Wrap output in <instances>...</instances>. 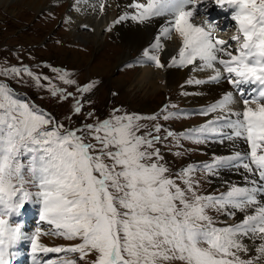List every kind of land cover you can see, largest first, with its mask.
<instances>
[{
  "label": "snow or ice",
  "instance_id": "snow-or-ice-1",
  "mask_svg": "<svg viewBox=\"0 0 264 264\" xmlns=\"http://www.w3.org/2000/svg\"><path fill=\"white\" fill-rule=\"evenodd\" d=\"M98 3L104 14L107 0ZM213 4L231 11L237 33L231 43L214 35L211 19L194 22L207 15L205 0H132V11L106 29L126 21L149 26L163 18L136 64L189 67L207 73L189 84L231 85L233 91L200 113L207 117L203 124L182 132L168 126L181 113L167 104L151 116L113 108L101 117L91 107L96 81L80 86L67 72H57L59 82L74 88L69 91L27 66L0 64V264H14L23 242L30 244L32 264H81L93 254L92 264H264V0ZM173 35L180 47L162 63L161 38ZM25 75L69 104L63 119L5 82H22ZM245 86H255L254 94L247 96ZM185 141L229 142L233 150L175 169L167 155L182 159ZM223 170L242 171L244 183L203 193L196 174L212 177ZM31 203L40 207L50 231L22 230L18 217ZM42 235L75 243L46 246ZM49 253L64 255L41 258Z\"/></svg>",
  "mask_w": 264,
  "mask_h": 264
},
{
  "label": "rangeland",
  "instance_id": "rangeland-1",
  "mask_svg": "<svg viewBox=\"0 0 264 264\" xmlns=\"http://www.w3.org/2000/svg\"><path fill=\"white\" fill-rule=\"evenodd\" d=\"M59 3L55 2L54 8L45 9L43 12L31 11L26 6L16 5V16L0 8V64L18 67L27 66L32 69L34 74L50 77L52 82L60 87L68 86L63 85L56 79L57 72H67L70 78L77 81L80 86L90 80L96 81L97 87L94 90V95H92L91 107L101 117H106L113 108L141 116H151L161 113L163 106L166 104L169 106V111L180 109L178 113H181V106L185 104L180 100L181 94L176 93V89L169 92L161 91L159 94L151 95L148 98L141 95L139 90L124 93L126 89L121 88L119 80L126 81V86V83L132 81L139 68H133L132 63L124 65L131 58L122 63L118 62V57L123 52L121 50L122 42L114 31L116 26L108 33L109 36L105 45L96 50L91 44L78 42L72 36L70 26L62 21L69 4L67 2L64 4ZM152 24H154V21ZM76 54L80 59L83 58L82 65L78 66L77 61H69L77 57ZM161 60L167 63L164 54L161 56ZM53 69L57 71H53ZM93 69H96L95 73L92 72ZM100 70L109 72L106 75H101L98 73ZM5 82L9 83L21 98L34 102L42 109L51 112L58 119H63L64 114L68 111V103L52 98L46 90L36 87L27 75L23 77L22 82L16 80ZM68 90L73 91L74 88L68 87ZM172 105H175V107L173 108ZM203 122H205V119ZM203 122L199 116L188 115L186 118L185 114L181 113L178 118L167 122V124L174 131L182 132L190 128V125L198 127ZM141 123L150 125L152 121H142ZM184 145L188 151L182 159H177L171 154L167 155V159L175 169L183 168L187 164L198 161V159L209 160L213 158L206 150L208 144H195L185 141ZM228 171L232 172L233 170ZM195 178L200 180V190L205 194L224 191L223 187H213V183L205 174L198 173ZM233 183L237 184L233 180L229 184ZM19 217L23 221L26 215H20ZM34 217L31 213L26 223L33 221ZM38 221L40 222V220ZM35 222L37 223V221ZM39 222L37 227L41 225ZM44 232L46 231L44 230ZM47 236L50 237V235ZM42 238L47 240L44 235L41 236ZM54 241L59 242L60 240L55 237ZM54 241L48 242V244L54 246L56 245ZM61 242L71 244V242L63 239ZM67 244L60 243L61 246H68ZM57 256V254H54L50 259H55ZM94 257L95 254L87 257L81 264H92Z\"/></svg>",
  "mask_w": 264,
  "mask_h": 264
},
{
  "label": "bare ground",
  "instance_id": "bare-ground-1",
  "mask_svg": "<svg viewBox=\"0 0 264 264\" xmlns=\"http://www.w3.org/2000/svg\"><path fill=\"white\" fill-rule=\"evenodd\" d=\"M210 1L211 0H205L209 6ZM55 2H60L61 4L66 2L68 4L70 3L68 10L62 17V21L70 26V33L76 40H78V42L85 43L87 45L89 43L96 50L105 45L109 36L108 33L106 35L105 32L110 23L114 21L122 12L132 11V9L127 7L132 0H107L108 6L106 7L104 14H100L99 12L98 0H80L79 4H77V0H0V8L16 16V5L26 6L27 9H30L31 11L43 12L45 9L48 10L49 8H54ZM142 2H144V0H142ZM93 5H95V9H93ZM214 9L215 8H210L207 11V15H198L194 18V22L198 25H205L206 21L211 19L208 14L213 12ZM227 11L231 15V11ZM216 18L220 17L216 16ZM162 23L163 18L154 20V24L149 26H140L132 21L117 24L114 31L122 42L121 50L123 52L122 55L118 57V62L120 61L122 63L134 56L140 55L141 50L153 42V39L160 30ZM84 25H87V28H85ZM223 32V27L215 25L214 35L231 43L232 36H226ZM161 40L164 44V50L162 52L168 62L169 58L172 56L171 53L178 52L181 42L175 35L172 36L171 40H166L164 38H161ZM69 61H77L78 66L82 65L84 62L83 58L80 59L78 56ZM140 65L141 67L137 69L136 74L133 76L134 78L128 84L126 83V86V81L119 80L121 88L123 87L127 90H124V93L132 92V90H139L141 95L147 96L148 98L151 95L159 94L161 91L169 92L176 89V93L179 92V94H181L180 100L184 102L185 105L204 110L209 105L218 102L227 92L233 91L231 85L224 80H221L218 83L205 82L200 85L189 84V80H205L207 76V73L204 72L190 71L189 67L181 68L179 66L170 65L164 69H157L155 67L148 66L147 64ZM92 72L95 73L96 69H93ZM108 72L109 71L106 70L98 71L101 75H106ZM254 87L255 86H245V94L247 96L253 95L254 93L251 89ZM185 92L187 95H182V93ZM211 145L213 146L212 152L218 156L228 155L233 150L229 142H225L224 144L216 142ZM246 147L247 146L243 143H239V149L241 151H245ZM235 174L237 175L235 176ZM212 179L214 182H218L219 184L226 183L228 185L234 179H240L244 182L242 171L236 170H233L232 172L223 170L218 176H213ZM227 181L229 182L227 183ZM31 213L40 220V207L35 203L29 204L27 206V210L25 212L23 211L22 215H26L23 221L20 217H18V219H20L23 223H26V220L29 218ZM38 222L39 221L37 220V223ZM39 224H41L38 225L40 228L45 231H50V226L43 221L40 220ZM28 226L29 225L27 224L24 225V227ZM49 238L54 239L55 237L50 235ZM14 261L18 262L19 260L16 258Z\"/></svg>",
  "mask_w": 264,
  "mask_h": 264
}]
</instances>
